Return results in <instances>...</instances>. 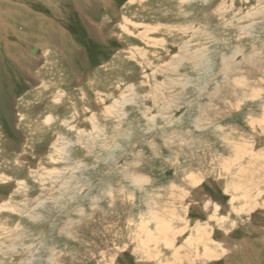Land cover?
I'll list each match as a JSON object with an SVG mask.
<instances>
[{"label":"rangeland","instance_id":"1","mask_svg":"<svg viewBox=\"0 0 264 264\" xmlns=\"http://www.w3.org/2000/svg\"><path fill=\"white\" fill-rule=\"evenodd\" d=\"M263 115L264 0H0V264H264Z\"/></svg>","mask_w":264,"mask_h":264},{"label":"bare ground","instance_id":"2","mask_svg":"<svg viewBox=\"0 0 264 264\" xmlns=\"http://www.w3.org/2000/svg\"><path fill=\"white\" fill-rule=\"evenodd\" d=\"M219 5V4H218ZM261 8V7H260ZM257 10V9H256ZM251 12V11H250ZM81 16V15H80ZM252 17V16H251ZM224 20V19H223ZM242 20V19H241ZM240 20V21H241ZM87 22V21H86ZM123 23V22H122ZM233 25V24H232ZM129 27V26H128ZM127 31V30H126ZM124 32V31H123ZM129 32V31H128ZM127 32V33H128ZM132 34V33H131ZM136 49V48H135ZM132 50V49H131ZM234 50V49H233ZM235 51V50H234ZM125 53V52H124ZM133 57V56H132ZM51 86V85H50ZM193 86V85H192ZM226 101H229L228 99L226 100ZM249 124H251L253 127H254V130L258 127V128H262V127H264V115L261 117V120L260 121H258V122H254V123H249ZM262 130V129H261ZM260 131V130H259ZM86 137V136H85ZM172 142V141H171ZM156 147V146H155ZM252 152V151H251ZM252 154V153H251ZM254 155H255V153H254ZM243 174V173H242ZM244 178H247L248 179V175L246 174V175H242ZM82 223V222H81ZM77 227H78V225H77ZM158 229H160V234H159V237L161 238V239H163V237H164V228H163V223H158V227H157ZM74 229V228H73ZM163 231V232H162ZM151 240H153V235L151 236ZM147 241H150V236L148 237V240ZM171 245V244H170ZM169 245V246H170ZM147 247L149 248V245H147ZM36 262V261H35Z\"/></svg>","mask_w":264,"mask_h":264},{"label":"water","instance_id":"3","mask_svg":"<svg viewBox=\"0 0 264 264\" xmlns=\"http://www.w3.org/2000/svg\"><path fill=\"white\" fill-rule=\"evenodd\" d=\"M31 54H32V55L35 54V50H33V51L31 52Z\"/></svg>","mask_w":264,"mask_h":264}]
</instances>
